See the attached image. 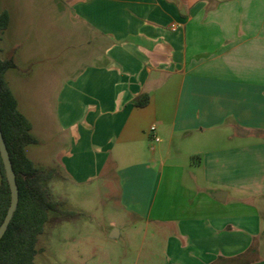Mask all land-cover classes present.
Masks as SVG:
<instances>
[{
  "label": "crops",
  "instance_id": "obj_1",
  "mask_svg": "<svg viewBox=\"0 0 264 264\" xmlns=\"http://www.w3.org/2000/svg\"><path fill=\"white\" fill-rule=\"evenodd\" d=\"M0 12L5 81L37 142L25 154L50 184L115 182L141 264H264V0H0Z\"/></svg>",
  "mask_w": 264,
  "mask_h": 264
},
{
  "label": "rangeland",
  "instance_id": "obj_2",
  "mask_svg": "<svg viewBox=\"0 0 264 264\" xmlns=\"http://www.w3.org/2000/svg\"><path fill=\"white\" fill-rule=\"evenodd\" d=\"M38 69L42 71V65ZM33 86L43 88L44 79L41 77ZM22 87H27V84H22ZM27 154L30 155L29 150ZM51 184L48 181L44 186L50 191L52 201L59 200V190L68 193L66 204L63 199L58 201L60 204L55 203L59 211L69 215L49 214V220L38 236L34 264H135L138 259L141 264L145 258L144 251L139 255L141 235L127 227L126 218L116 202L118 188L115 182L106 188L100 185L89 192L58 183L56 179ZM111 221L122 229L119 239L107 237Z\"/></svg>",
  "mask_w": 264,
  "mask_h": 264
},
{
  "label": "trees",
  "instance_id": "obj_3",
  "mask_svg": "<svg viewBox=\"0 0 264 264\" xmlns=\"http://www.w3.org/2000/svg\"><path fill=\"white\" fill-rule=\"evenodd\" d=\"M7 13L0 12V36L7 28ZM15 67L11 59L0 58V130L6 145L18 189V203L6 232L0 240V264H34L36 244L50 213H60L57 203L50 198L44 186L54 174L34 166L26 157L25 148L36 144L30 134L29 121L18 111L17 102L5 81V73ZM148 96L134 101L136 107H144ZM0 224L10 203V192L0 159ZM250 252V250H248Z\"/></svg>",
  "mask_w": 264,
  "mask_h": 264
},
{
  "label": "water",
  "instance_id": "obj_4",
  "mask_svg": "<svg viewBox=\"0 0 264 264\" xmlns=\"http://www.w3.org/2000/svg\"><path fill=\"white\" fill-rule=\"evenodd\" d=\"M0 159L3 165L5 179H6L9 192H10L9 207L6 211V214H5V217L2 223L0 224V240H1V238L6 232L7 227L13 217V214L17 208V203H18V189L16 185L15 174L12 169L9 154H8L6 145L4 143L1 130H0Z\"/></svg>",
  "mask_w": 264,
  "mask_h": 264
},
{
  "label": "built area",
  "instance_id": "obj_5",
  "mask_svg": "<svg viewBox=\"0 0 264 264\" xmlns=\"http://www.w3.org/2000/svg\"><path fill=\"white\" fill-rule=\"evenodd\" d=\"M172 29H174V27H173V26H172ZM153 130H154V128H153V127H151V128H150V131L152 132ZM152 139H153V141H158V139H157L156 137H153Z\"/></svg>",
  "mask_w": 264,
  "mask_h": 264
}]
</instances>
